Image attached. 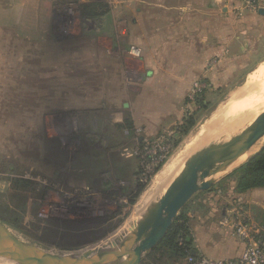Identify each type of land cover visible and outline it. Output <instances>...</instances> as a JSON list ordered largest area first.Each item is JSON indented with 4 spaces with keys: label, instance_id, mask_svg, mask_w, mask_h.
Masks as SVG:
<instances>
[{
    "label": "rangeland",
    "instance_id": "1",
    "mask_svg": "<svg viewBox=\"0 0 264 264\" xmlns=\"http://www.w3.org/2000/svg\"><path fill=\"white\" fill-rule=\"evenodd\" d=\"M132 1H0V219L26 240L50 246L53 250H84L106 244L109 236L122 226L132 210L134 212L140 195L149 188L173 154L188 143L191 135L198 136L204 132L205 125L207 128L209 122L210 125L214 122L213 126L216 123L221 126V133L202 148L240 140L264 108L236 129L226 131L227 128L222 127L234 117L229 110V114L226 112L224 116L226 105L235 97L237 99V95L243 94V97L246 94L256 67L261 66L260 62L264 65V54L237 55V43L232 49L233 55L189 59L181 54L175 57V67L169 71L164 62V49H148L143 45L141 30L138 31L131 21L130 15L134 11H127ZM237 1L232 6L234 16L254 11L245 9L241 1ZM95 13L99 16L90 17ZM60 15H63L61 21ZM100 18L103 20L98 21ZM188 59L195 63L204 62L205 69L179 71ZM143 71L145 80L139 77ZM182 83L183 86L180 85ZM241 86H247V89ZM125 103L128 104L126 109ZM101 108L105 112L110 111L107 114L109 126L117 134L113 143L122 147L120 162L126 167L124 175L119 178L124 181L130 179L133 196L122 199L120 203L114 198L97 195V201L85 215L70 214L71 219H93L89 225L100 229L91 232L92 239L85 236L80 245L70 246L72 244L64 243L60 234L54 236V230L60 231L58 223L43 221L41 227L49 225L41 234L44 238L35 235V230L30 227L31 203L27 202L33 199L36 190L24 181H38L40 185L47 183L51 186L35 209L38 218H51L49 204L57 203L59 209L65 211V202L58 193L64 190L57 188L56 182H60L57 176L63 175L60 165H65L66 158L54 160L46 153L45 146L53 145L52 141L61 138L59 147L66 148V141L62 140L64 135L60 133L66 123L58 121L59 116L63 118L69 111H97ZM87 122L90 128L94 127L92 121L87 119ZM97 123L94 129L101 127V121ZM210 125L209 128L212 127ZM261 142L259 148L264 146V139ZM156 154L163 157L155 164L153 156ZM183 165L161 185L162 190L147 208L166 192ZM224 177L210 190L195 194L185 206L191 211L187 219L191 249H197L201 242L209 248L225 251L229 243L232 247L230 252L235 253H242L246 248V242L235 234V216L229 212L239 209V199L229 176ZM123 185L120 183L119 186ZM118 204L120 211H117ZM251 213L253 225L263 227L254 215L256 212ZM106 214L109 218L102 222L101 218ZM152 256L148 264H182V259L170 262L159 251Z\"/></svg>",
    "mask_w": 264,
    "mask_h": 264
},
{
    "label": "crops",
    "instance_id": "2",
    "mask_svg": "<svg viewBox=\"0 0 264 264\" xmlns=\"http://www.w3.org/2000/svg\"><path fill=\"white\" fill-rule=\"evenodd\" d=\"M235 2L238 1L133 0L128 5L127 11H134L130 15L131 21L138 31L141 30L140 37L145 48L164 49L163 54L167 59H164V62L168 65L166 69L169 68L171 71L175 67V57L181 54L189 59L190 57L233 55L232 49L237 43L239 48L237 55L261 56L264 54V0H259L258 10L246 11L234 16L232 6ZM101 19L103 20L100 18L98 21ZM189 59L181 65L179 71L205 69L204 62L195 63ZM140 74L142 75L138 76L142 78L141 80H145V72ZM180 85L183 86L184 83ZM229 180L239 199L238 208L244 210L249 216V213L255 211L256 213L253 214L257 217L258 223L264 227V187L241 192L236 190L235 178L229 177ZM239 204L243 207L245 205V208ZM190 213L191 211L189 215ZM197 247V249L192 248V253L210 258L238 257L241 254V252H230L232 247L229 243L226 246L227 251L209 248L203 242L197 244ZM156 248L146 256L142 264L151 263V254L156 251ZM182 264H186L185 258L182 259Z\"/></svg>",
    "mask_w": 264,
    "mask_h": 264
},
{
    "label": "water",
    "instance_id": "3",
    "mask_svg": "<svg viewBox=\"0 0 264 264\" xmlns=\"http://www.w3.org/2000/svg\"><path fill=\"white\" fill-rule=\"evenodd\" d=\"M63 15L59 16L60 21ZM57 120L66 123L60 116ZM63 126V132L60 133L64 135L62 140L66 141L68 125ZM262 138L264 110L255 117L242 139L211 144L193 153L158 201L145 209L131 228L111 243L85 250H53L50 246L26 240L1 219L0 242L11 248L22 259L23 264H142L146 256L164 239L180 211L195 194L210 190L220 178L251 159L263 146L247 159L246 154ZM59 143L61 138L45 147L48 151L62 149ZM124 256L127 259L123 260Z\"/></svg>",
    "mask_w": 264,
    "mask_h": 264
},
{
    "label": "flooded vegetation",
    "instance_id": "4",
    "mask_svg": "<svg viewBox=\"0 0 264 264\" xmlns=\"http://www.w3.org/2000/svg\"><path fill=\"white\" fill-rule=\"evenodd\" d=\"M108 113L110 111L105 112L102 108L97 111H69L64 113L63 120L66 121V126L68 125L66 127V148L46 151L48 156L54 160L61 161L66 158L65 165H60L61 169L59 168L63 175L57 176L60 182H56L57 188L64 190L58 193L62 202H65V211L60 210L57 203L49 204L51 218L48 220L38 218L35 209L51 186L47 183L40 185L38 181L26 182L23 180L29 187L36 190V194L32 195L33 199L27 202V204L31 203V210H29L32 216L30 227L35 230L33 232L35 235L44 238V235L41 234H44L49 228L48 224L58 223L57 225H61L60 231L54 230V236L61 235L64 243L72 244L70 246L80 245L85 241V236L92 239L91 232L94 233L100 229L94 225L90 226L93 219H89V221L86 218L71 219L70 214L85 215L97 201V195L105 196L108 199L114 198L121 203L123 202L122 199L129 198L133 194L131 193L130 179L124 181L125 179L120 180L121 178H119L124 175L123 169L126 167L120 162L119 151L122 147L113 143V138H117V134L115 129L109 126ZM87 119L92 121L94 127H97V122L101 121V127L90 128ZM59 174L62 173L59 171ZM120 183L124 185L119 186ZM20 184L23 185L22 180ZM39 191L40 194H38ZM120 209L118 204L117 211ZM23 210L29 212L28 209ZM54 210L56 213H53ZM107 214L101 218L102 222L109 218ZM54 215L56 217H52ZM43 221L48 222L46 228L41 227Z\"/></svg>",
    "mask_w": 264,
    "mask_h": 264
},
{
    "label": "bare ground",
    "instance_id": "5",
    "mask_svg": "<svg viewBox=\"0 0 264 264\" xmlns=\"http://www.w3.org/2000/svg\"><path fill=\"white\" fill-rule=\"evenodd\" d=\"M133 54H137V53L133 52ZM260 65H261L260 67H256L257 70L252 74L250 78L251 80L249 81V84H248V90L245 92L246 94L242 97L243 94L237 95V92L235 93L236 91L235 90L234 96L237 95L238 100L236 99V97H235L236 100L234 98H233L234 100L230 99L232 101L228 102L229 104L226 105L228 106L226 109L224 108L225 109L224 116L227 115L228 113L227 110L232 111L231 113L234 114V117L232 118L231 121H228L227 123H224V124L222 123L223 124L222 127L225 126L227 128L226 131L230 129L238 128L242 122L247 121L249 118H253L254 115H256L264 107V65H262L261 62H260ZM245 83L246 82H244V84ZM241 87L243 88V86ZM245 87L247 89V86H244L243 89H245ZM242 88L241 90L243 93ZM240 96H241V99H239ZM262 110H264V108ZM219 119L222 120V118H219ZM211 124L212 125H210V122L208 124L212 126L210 128L208 127V125L206 128V125H205L204 132L201 131L198 134V136H195V134H193L194 136L192 137L190 133L191 139L188 140V143L185 146L183 145L184 147L181 150H179V152L174 153L175 155L173 154V157L170 158L168 163L164 166V168L160 171V173L155 177L153 182H151V185L148 186L149 188L144 190L143 194L140 195V198L134 207V212L132 210L131 215L129 214L130 216L128 217L127 220H125L126 222L124 221V223H122V226L119 227V229H117L114 234L109 236V238L105 241L106 244L111 243L117 238H120L123 235V232H126L125 229H127L128 226H130L132 222H134L133 220L137 219L138 216L142 214L143 212L142 210L148 207L149 203L154 199V196L160 193L159 191L162 190V189L160 190V188L162 187L161 185L165 184L168 180H170L171 175L173 176V172H175L178 168H180L183 165V163H185V159L189 157L191 153L201 149L204 145H206V143L209 144V141L213 140V138L214 139L218 138V134L221 133L220 129L222 128L221 126L220 127L217 126L218 123H216V126H213L215 125L214 122L213 123L211 122ZM261 140L258 141L257 144L246 154L245 159L250 157V155H252L255 151L258 150L260 143H262ZM96 246L98 247L100 245H96ZM125 259H127V256H124L123 260ZM0 264H23V261L11 248H9L8 246L0 242Z\"/></svg>",
    "mask_w": 264,
    "mask_h": 264
},
{
    "label": "trees",
    "instance_id": "6",
    "mask_svg": "<svg viewBox=\"0 0 264 264\" xmlns=\"http://www.w3.org/2000/svg\"><path fill=\"white\" fill-rule=\"evenodd\" d=\"M84 8H87V6ZM84 11L89 14L87 9H84ZM98 16L99 13L90 15V17ZM229 177L235 178L237 191L243 192L253 188L264 187V146L245 164L234 170ZM185 208L181 210L182 214L175 219L171 229L156 248V252L159 251L165 254L170 262L174 259H184L189 254H192L191 241L187 236L189 232L187 219L190 209L188 207ZM152 259L153 256L150 260L152 261Z\"/></svg>",
    "mask_w": 264,
    "mask_h": 264
},
{
    "label": "built area",
    "instance_id": "7",
    "mask_svg": "<svg viewBox=\"0 0 264 264\" xmlns=\"http://www.w3.org/2000/svg\"><path fill=\"white\" fill-rule=\"evenodd\" d=\"M240 1L245 9L256 10L259 8V0ZM153 157L156 164L163 156L156 154ZM231 213L234 214L236 220L235 234L246 242V248L241 255L231 258H210L192 253L185 258L186 264H264V228L253 225L248 213L241 208L232 209Z\"/></svg>",
    "mask_w": 264,
    "mask_h": 264
}]
</instances>
